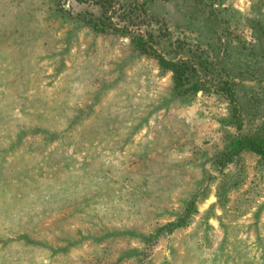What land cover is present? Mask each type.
<instances>
[{
    "label": "rangeland",
    "instance_id": "rangeland-1",
    "mask_svg": "<svg viewBox=\"0 0 264 264\" xmlns=\"http://www.w3.org/2000/svg\"><path fill=\"white\" fill-rule=\"evenodd\" d=\"M99 1L0 0V264H264V0Z\"/></svg>",
    "mask_w": 264,
    "mask_h": 264
},
{
    "label": "trees",
    "instance_id": "trees-1",
    "mask_svg": "<svg viewBox=\"0 0 264 264\" xmlns=\"http://www.w3.org/2000/svg\"><path fill=\"white\" fill-rule=\"evenodd\" d=\"M118 0H100L99 2L102 3V6L105 9H110V7H112L113 3L116 2ZM217 15L214 11H212V16ZM101 19V24L95 22V25L98 26H110L112 25V23L105 19V18H100ZM141 41H144L143 39ZM145 43L141 42V46L144 47ZM150 49H155V51L158 49L156 46L154 48V46L151 44L150 46H148L147 51ZM150 51V50H149ZM161 62L163 63V66L168 68L170 72H172V77L174 79V82L176 84V86L178 87V89L181 92L186 91V89H183L184 86L186 85L187 81L189 80L188 78V74H190L192 72L190 65L188 64L187 61L184 60H174L171 58H162ZM224 73V70H223ZM225 80H223V82L219 83V89H221L222 91H224V93H226L227 97L231 100L234 101L236 104H238V95L236 93V88H235V82L233 81L234 79L231 78L233 76H231V74H228L225 71ZM233 79V80H232ZM199 83H201V81H199ZM195 86V90H200L202 88H204V86L202 84H198V82L196 84H194ZM251 148L254 151L257 152H262L264 154V148L261 146V144H259L258 142L255 141L254 137H250V136H244L239 144L233 149L231 150L230 153V160H232V156L233 154H239L240 152H242L245 149Z\"/></svg>",
    "mask_w": 264,
    "mask_h": 264
}]
</instances>
